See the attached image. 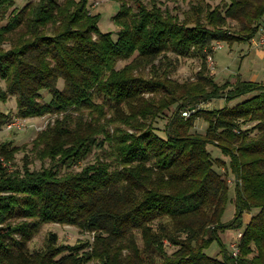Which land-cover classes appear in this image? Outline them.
<instances>
[{"label":"trees","instance_id":"trees-1","mask_svg":"<svg viewBox=\"0 0 264 264\" xmlns=\"http://www.w3.org/2000/svg\"><path fill=\"white\" fill-rule=\"evenodd\" d=\"M113 1L115 38L99 30L88 0H37L20 10L0 0V103L13 96L16 107L9 116L0 110V128L13 115H56L32 141L47 167L25 162L8 173L0 165V264H264V79L219 85L207 67L213 43L254 38L264 0H180L188 7L179 14L159 0ZM184 58L199 61L191 82L171 77ZM219 99L226 105L181 115ZM171 107L159 135L155 122ZM196 119L207 125L202 134L192 132ZM14 151L0 144L5 160ZM91 155L81 170L60 172ZM227 176L234 214L223 223ZM47 223L93 240L57 245L50 234L29 250ZM227 229L241 233L236 258L222 245ZM213 242L219 258L205 253Z\"/></svg>","mask_w":264,"mask_h":264},{"label":"rangeland","instance_id":"rangeland-1","mask_svg":"<svg viewBox=\"0 0 264 264\" xmlns=\"http://www.w3.org/2000/svg\"><path fill=\"white\" fill-rule=\"evenodd\" d=\"M35 1L37 0H15L14 8L20 10L24 6ZM159 1L162 5V8L166 7L172 13L179 14L177 8H179L181 12V10H185L188 7L187 2H182L180 0ZM209 3L212 7H215L217 4L220 3V0L210 1ZM87 7L90 14L100 15V19L98 22L99 30L101 32H112L113 38H115L118 28L113 22V17L118 12V4L113 0H88ZM5 22L6 21L0 22V26L5 24ZM230 24L233 25L234 23ZM236 27L237 26L234 24L232 30H236ZM260 30H264V16L262 17L259 29L255 34L254 38L257 37ZM252 39L249 42L234 43L231 46H228L224 42H218L220 48H216L213 51L211 60L207 59L208 70L217 84L221 85L225 82L233 83L237 79H252L255 81H261L264 79V48L255 46L252 42ZM216 44V42L213 43V48L216 47ZM256 51H259L260 58L255 57ZM129 61L130 60L118 62L116 68H121L124 64ZM198 71V60L184 58L180 59V64L177 69L172 73L171 77L178 82H183L186 80H189L191 82L194 80V76ZM62 84V81L59 80L57 83V87L59 89H62ZM0 88L4 89V83L2 81H0ZM49 99V95L45 91H42L40 101L46 103ZM230 104L233 105L234 103L231 102ZM224 105L226 104L222 99L213 100L208 104H200L194 108L190 107L184 109L182 110L181 115L184 111H187L189 114L187 117L188 119L196 110H199L200 108L216 109L221 108ZM15 109V98L13 96H9L5 103H0V110L4 114H8V116L14 114ZM172 110L173 107H171L167 112H165L164 115H162L156 120L154 127L158 129L156 131L157 134L163 136V127L165 125L166 120L170 116ZM55 118V114L25 119L17 118L13 115V117L9 118V121L6 124L2 125V127L0 128V144L6 143L8 149L15 148V151L12 155V160L7 161L3 156H0V165L2 167H5L8 173L13 172L15 169L21 170L25 162H28V168L32 171H37L40 170L42 167H47L49 165L48 160L41 161L40 159L35 157L32 150V141L35 138L36 134L44 130L47 125L52 124ZM14 120H16L19 125L17 127L8 128V125ZM206 126L207 125L203 120L196 119L194 121V127L192 129V132L202 134L204 133ZM251 126L252 124L245 125L246 128H250ZM209 151L213 159L216 158L224 161L225 164L228 163V158L223 156L217 148L209 147ZM92 160L93 156L91 155L88 159L78 163V165H73L69 169L63 167H60L59 169L61 173L67 171H79ZM215 170L220 174L223 173V168H215ZM227 182L229 186V201L227 202L223 216L221 218V221L223 223H228L232 219L234 214V204L232 202L234 199V179L232 178V176H227ZM20 220L21 219H18L14 222H19ZM50 234L55 235L57 245L61 244L71 246L86 241L91 242L93 240L92 232L83 231L76 226L59 223H47L42 224L34 233L30 242H28L27 244L28 249H41ZM236 236L237 232L233 229H227L223 233H221L220 238L223 247L229 250V245L231 242H234L236 240ZM138 244H141L140 239H138ZM165 244L167 246V253L172 252L173 248L169 247L167 243ZM219 252L220 245H218L217 242H213L209 246V248L205 250V253L207 255L217 258H219ZM87 264H92V262L89 261Z\"/></svg>","mask_w":264,"mask_h":264},{"label":"built area","instance_id":"built-area-1","mask_svg":"<svg viewBox=\"0 0 264 264\" xmlns=\"http://www.w3.org/2000/svg\"><path fill=\"white\" fill-rule=\"evenodd\" d=\"M252 42L255 46L264 48V30H260L257 37L252 39ZM216 47L213 48L212 45V50L214 51L216 48H220V45L218 44V42H216ZM208 60H211V57H208ZM182 115L187 118L188 117V112L184 111L182 113ZM19 124L16 120H14L12 123H10L8 125V128L10 127H17ZM241 236V233L238 232L237 236H236V240L234 242H231L229 245V251H230V255L233 258H236L239 255V238Z\"/></svg>","mask_w":264,"mask_h":264},{"label":"crops","instance_id":"crops-1","mask_svg":"<svg viewBox=\"0 0 264 264\" xmlns=\"http://www.w3.org/2000/svg\"><path fill=\"white\" fill-rule=\"evenodd\" d=\"M256 54H257V55H256ZM259 54H260L259 51H256V53H255V57H256V58H258V57L260 58ZM258 60H259V59H258ZM259 61H260V60H259ZM243 80H249V79H243ZM249 81H255V80H252V79H251V80H249ZM250 217H251V214H249V213L244 214V215H243V222H244V223H247V222L249 221Z\"/></svg>","mask_w":264,"mask_h":264}]
</instances>
